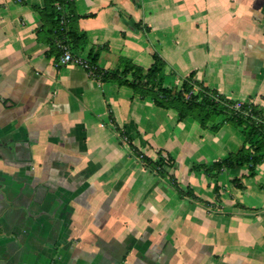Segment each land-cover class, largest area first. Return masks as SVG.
Listing matches in <instances>:
<instances>
[{"label": "crops", "instance_id": "0c3cea01", "mask_svg": "<svg viewBox=\"0 0 264 264\" xmlns=\"http://www.w3.org/2000/svg\"><path fill=\"white\" fill-rule=\"evenodd\" d=\"M45 0H0V264H264V161L131 87L56 66ZM103 70L167 66L264 106V0H74ZM218 118L216 122L220 121ZM158 151L175 166L146 163ZM237 179V180H235ZM239 184H242L240 186Z\"/></svg>", "mask_w": 264, "mask_h": 264}, {"label": "trees", "instance_id": "16d2710c", "mask_svg": "<svg viewBox=\"0 0 264 264\" xmlns=\"http://www.w3.org/2000/svg\"><path fill=\"white\" fill-rule=\"evenodd\" d=\"M42 19L48 20L53 35V45L57 51V59L61 53L57 40L62 39L75 55L78 47L85 42L86 34L74 29L72 22L78 18L74 10V0H45V6L40 10ZM91 68L89 74L103 81H115L119 85L131 87L142 97L150 96L154 103L162 108L173 109L178 114V120L192 118L204 128L212 122L211 128L218 130L228 123L237 127L244 136L243 146L236 152H231L222 160L215 161L211 166L203 167L211 174L212 168L217 173L226 167L248 166L250 174H255V168L264 161V106L241 102L220 93L218 90L195 79V72L182 77L179 84L164 85L160 76L166 68V60L157 53L153 54V62L144 69L134 63H129L124 69L103 70L97 64V53L88 54ZM220 118L221 120L216 122ZM134 150L140 155L135 147ZM142 160L152 163L157 168L175 166L170 154L164 155L160 150L155 160L141 154ZM237 180V179H235ZM242 186V184H239Z\"/></svg>", "mask_w": 264, "mask_h": 264}, {"label": "built area", "instance_id": "2783aa9c", "mask_svg": "<svg viewBox=\"0 0 264 264\" xmlns=\"http://www.w3.org/2000/svg\"><path fill=\"white\" fill-rule=\"evenodd\" d=\"M57 46L61 53L56 61V66H63L68 64H77L85 68L87 71L91 68V63L89 62L88 56L86 55H75L68 44H66L62 39L57 40Z\"/></svg>", "mask_w": 264, "mask_h": 264}, {"label": "rangeland", "instance_id": "374dc122", "mask_svg": "<svg viewBox=\"0 0 264 264\" xmlns=\"http://www.w3.org/2000/svg\"><path fill=\"white\" fill-rule=\"evenodd\" d=\"M232 127H233V129H238L237 127H235V126H233V125H232ZM142 153H143V152H141V154H142ZM141 154H140V155L138 154V156L142 159ZM143 154H144V153H143Z\"/></svg>", "mask_w": 264, "mask_h": 264}]
</instances>
